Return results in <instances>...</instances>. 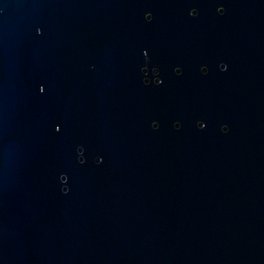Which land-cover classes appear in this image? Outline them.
<instances>
[{
	"label": "water",
	"instance_id": "95a60500",
	"mask_svg": "<svg viewBox=\"0 0 264 264\" xmlns=\"http://www.w3.org/2000/svg\"><path fill=\"white\" fill-rule=\"evenodd\" d=\"M0 264H264V0H0Z\"/></svg>",
	"mask_w": 264,
	"mask_h": 264
}]
</instances>
